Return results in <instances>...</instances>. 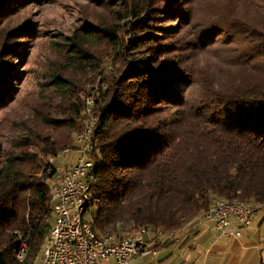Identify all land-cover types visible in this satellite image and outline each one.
Wrapping results in <instances>:
<instances>
[{
  "label": "trees",
  "instance_id": "trees-1",
  "mask_svg": "<svg viewBox=\"0 0 264 264\" xmlns=\"http://www.w3.org/2000/svg\"><path fill=\"white\" fill-rule=\"evenodd\" d=\"M40 1L0 0V126L11 133L0 143V264L38 258L53 220L51 160L81 150L87 97L66 72L100 74L96 185L83 218L98 237L125 222L134 233L181 230L216 198L264 205V7L254 23L199 19L197 0H86L94 9L55 44L65 72L50 75L53 99L18 119L6 111L35 26L10 19Z\"/></svg>",
  "mask_w": 264,
  "mask_h": 264
},
{
  "label": "built area",
  "instance_id": "built-area-1",
  "mask_svg": "<svg viewBox=\"0 0 264 264\" xmlns=\"http://www.w3.org/2000/svg\"><path fill=\"white\" fill-rule=\"evenodd\" d=\"M98 95L99 91L94 89L86 98L88 124L79 138V157L62 173L61 181L53 190L50 203L53 223L38 264H132L142 258H151V264H158V246L179 239L180 231L166 233L161 228L147 225L132 236L114 241L112 237H98L84 221V215L93 204L96 185L94 162L89 153L93 149L92 139L97 124L94 107ZM260 212H264V205L248 204L238 198H216L209 210L196 221L209 225L222 235L238 237ZM233 224L236 233L231 230ZM28 254L29 247L22 242L16 253L17 261L26 262Z\"/></svg>",
  "mask_w": 264,
  "mask_h": 264
},
{
  "label": "rangeland",
  "instance_id": "rangeland-1",
  "mask_svg": "<svg viewBox=\"0 0 264 264\" xmlns=\"http://www.w3.org/2000/svg\"><path fill=\"white\" fill-rule=\"evenodd\" d=\"M259 5L264 7V0H197L194 10H196L199 19L208 16L210 19L227 16L231 18L230 21L233 19L239 21L240 19L244 22L255 23L262 15ZM92 9L94 8H90L86 0H41L19 9L18 14L11 17L12 27L25 25L28 22L31 26H35V34L27 39V44L24 45L25 56L18 64V71L21 73L18 94L15 102L6 112L13 117L22 119L23 116H27L29 112H32L39 103H45L49 98L50 100L53 99L52 90L48 88L50 75L65 72L58 62L56 53L58 47L55 44L64 37L71 36L77 28L81 27L84 21V12L90 11L89 13H91ZM110 67L111 63L106 61L101 67V73H103L101 75H108L111 70ZM64 75L80 84L86 97L94 89L99 91L98 83L100 79L96 80V76L100 74L91 76L86 73L76 74L74 78H72L70 72H66ZM3 116L4 114L0 116V119ZM86 123L88 124V117ZM81 135L78 136L79 144ZM10 137L9 128L3 125L0 126V143L3 147L6 146ZM73 137L74 140L77 139L76 135H73ZM78 157L79 151L74 150L63 153L51 160L52 165L57 169L58 177L50 182L54 185V182L57 181L58 184L61 181L62 173L73 166ZM123 226L125 228L122 229ZM118 228L119 233L112 236L115 241L135 234V229H132V226H129L126 222L121 223ZM177 231L181 232V230ZM261 237L264 239V228L261 229ZM168 244H172V242L170 241ZM42 251L43 247L33 264H38Z\"/></svg>",
  "mask_w": 264,
  "mask_h": 264
},
{
  "label": "crops",
  "instance_id": "crops-1",
  "mask_svg": "<svg viewBox=\"0 0 264 264\" xmlns=\"http://www.w3.org/2000/svg\"><path fill=\"white\" fill-rule=\"evenodd\" d=\"M264 212H260L248 229L238 237L222 235L209 225L197 221L181 229L177 242L158 246V264H264ZM235 232V225L231 226ZM236 233V232H235ZM142 258L132 264H151Z\"/></svg>",
  "mask_w": 264,
  "mask_h": 264
}]
</instances>
